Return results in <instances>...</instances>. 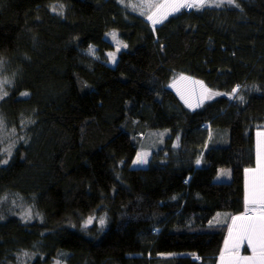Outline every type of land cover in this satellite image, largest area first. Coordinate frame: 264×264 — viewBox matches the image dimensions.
Masks as SVG:
<instances>
[{"label": "trees", "instance_id": "trees-1", "mask_svg": "<svg viewBox=\"0 0 264 264\" xmlns=\"http://www.w3.org/2000/svg\"><path fill=\"white\" fill-rule=\"evenodd\" d=\"M129 4L0 0L11 78L0 111L11 126L29 120L25 142L0 157V201L16 193L39 214L23 222L0 207V264L27 251L38 254L31 264L61 254L66 264H218L230 221L210 222L247 212L264 130V0L184 9L157 26ZM114 32L125 49L112 67ZM181 74L213 98L189 109L171 89ZM149 132L164 143L143 145ZM143 148L151 163L134 168ZM223 168L232 180L219 184ZM97 211L106 228L72 225Z\"/></svg>", "mask_w": 264, "mask_h": 264}, {"label": "rangeland", "instance_id": "rangeland-1", "mask_svg": "<svg viewBox=\"0 0 264 264\" xmlns=\"http://www.w3.org/2000/svg\"><path fill=\"white\" fill-rule=\"evenodd\" d=\"M130 7L138 13L141 18L149 22L153 26H157L160 23L164 22L169 17L183 11L184 9L191 10L200 7H210V6H219L223 4H230L229 0H205V3L192 7H180L179 10H175L170 7L158 8L157 5L162 4H174V3H188L191 4L192 0H129ZM152 16V19L148 17ZM159 19L161 22L153 23L154 20ZM107 38L114 44L115 49L111 51L109 56V64L112 67H115L118 63L120 53L125 49V46L119 40L117 33H110ZM11 85V78L5 72L3 62L0 60V109L2 107V102H5L6 98L9 95L8 86ZM171 89L176 93V95L181 99V101L191 110H196L204 105L207 101L211 100L214 96L212 91L200 80L186 76L179 75L177 79L172 83ZM237 92V91H236ZM6 93V94H5ZM27 96V94H23ZM27 122V124H25ZM29 120H22L21 126L10 125L0 111V157L11 159L14 156L16 150L19 148L20 144L25 142L26 134L28 128ZM147 135V136H146ZM146 135H140V142L146 146L145 143L157 145V143H164L165 134L149 132ZM256 156H257V166L253 171L246 172V201H247V211L244 214H250L249 216H256L262 210L261 205L249 203V193L252 190L253 184L256 185V191H260V176L262 164H264V130H260L256 135ZM153 157V152L147 148H143L137 154L133 166L134 168H147L149 167ZM138 158L145 161L143 163L138 162ZM9 159H4L7 161ZM5 163V162H4ZM232 180V171L228 168H223L219 170V173L216 177L217 183H227ZM1 209L9 211L12 214H15L23 222L31 219H36L39 217V214L31 208V205L26 199H23L16 193H9L0 201ZM229 219V214L226 212L218 213L213 220L210 222V226H218L221 224H226V221ZM242 221L232 219L231 224L239 225ZM109 224L108 214L104 211H97L87 218H83L79 223H73V226L89 228L96 226L97 228H106ZM231 232V230H230ZM235 232L232 231V236H230L229 242L226 245V250H232L231 253H234L237 256H241L242 253L247 252L243 247L238 249H232V244L236 243L235 241ZM244 241V240H243ZM240 241V242H243ZM38 257V254L33 252H25L22 255L21 264H31ZM219 263V262H218ZM226 263V262H225ZM48 264H66L64 256L61 254L59 257L55 258L52 262Z\"/></svg>", "mask_w": 264, "mask_h": 264}, {"label": "snow or ice", "instance_id": "snow-or-ice-1", "mask_svg": "<svg viewBox=\"0 0 264 264\" xmlns=\"http://www.w3.org/2000/svg\"><path fill=\"white\" fill-rule=\"evenodd\" d=\"M233 0H229V3H232ZM205 0H192L191 4L188 3H174V4H162L157 5L158 8L170 7L175 10H179L180 7H192L197 5H203ZM152 19V16L148 17ZM161 22L159 19L154 20L153 23ZM6 94V93H5ZM7 163V161H4ZM138 162H145L138 158ZM253 171V170H249ZM249 203L261 205V209H264V164H262L261 176H260V191L257 193L256 185L253 184L252 190L249 193ZM235 220L242 221L239 225H234L235 229V241L236 243L233 245L235 248H239V242L243 240H247L249 246L252 248L254 253L253 256H245L240 259L246 262V264H264V210H262L256 216H239L236 217ZM230 236H232V232H230ZM235 255L234 253H230V256ZM223 259V258H222ZM228 264H238V261L230 259Z\"/></svg>", "mask_w": 264, "mask_h": 264}, {"label": "crops", "instance_id": "crops-1", "mask_svg": "<svg viewBox=\"0 0 264 264\" xmlns=\"http://www.w3.org/2000/svg\"><path fill=\"white\" fill-rule=\"evenodd\" d=\"M247 211H249V210H247ZM245 215H250V214H242V215L234 216V217H231V218L229 217L228 220L230 221V225H229L230 227H229V231H228V234H227V238H226V242H225V246H224L223 252H222L221 256L219 257V263L218 264H228V262H229L230 259L235 260V261H238V264H246V262H244L240 258L241 257H245V256H253L254 255V253L252 251V248L249 246L247 240H244L243 242H239V248H241V247L244 246L243 247L244 250L246 248L248 249V251L242 253L241 256H237V255L230 256V253H231L232 250L229 251V250H226L225 249L226 248V245H227V243L229 242V239H230V230H231V232L232 231L235 232L234 225H236V224H233V225L231 224L232 219H235L236 217H239V216H245ZM234 244H232V247H233ZM232 249H235L236 250L237 248L234 247Z\"/></svg>", "mask_w": 264, "mask_h": 264}, {"label": "built area", "instance_id": "built-area-1", "mask_svg": "<svg viewBox=\"0 0 264 264\" xmlns=\"http://www.w3.org/2000/svg\"><path fill=\"white\" fill-rule=\"evenodd\" d=\"M194 260L197 262H201V259L199 257H195Z\"/></svg>", "mask_w": 264, "mask_h": 264}, {"label": "clouds", "instance_id": "clouds-1", "mask_svg": "<svg viewBox=\"0 0 264 264\" xmlns=\"http://www.w3.org/2000/svg\"><path fill=\"white\" fill-rule=\"evenodd\" d=\"M208 126H209V125L207 124V125L204 126V128H206V127H208ZM194 258H195V257H194ZM194 258H193V260H194ZM194 261H195V260H194Z\"/></svg>", "mask_w": 264, "mask_h": 264}]
</instances>
